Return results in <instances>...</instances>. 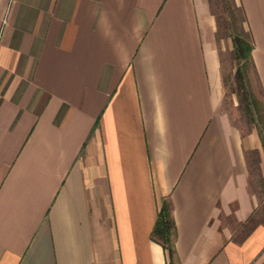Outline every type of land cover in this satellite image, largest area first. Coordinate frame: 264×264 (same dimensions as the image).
<instances>
[{"label":"crops","instance_id":"crops-1","mask_svg":"<svg viewBox=\"0 0 264 264\" xmlns=\"http://www.w3.org/2000/svg\"><path fill=\"white\" fill-rule=\"evenodd\" d=\"M233 2L264 101V0ZM222 94L208 0H0V264H264Z\"/></svg>","mask_w":264,"mask_h":264},{"label":"rangeland","instance_id":"rangeland-1","mask_svg":"<svg viewBox=\"0 0 264 264\" xmlns=\"http://www.w3.org/2000/svg\"><path fill=\"white\" fill-rule=\"evenodd\" d=\"M209 8L215 18V36L220 54L222 57V77H223V94L220 103L221 109H224L230 120L241 128L243 133H247L248 130H256L258 137L259 147L258 151L254 148L248 151V160L251 164V185L250 188L257 193L261 190L259 182V169H257L258 163L261 160L260 152L264 154V149L261 144V138L258 134L257 127L246 116L244 109L238 99L239 88L236 84L234 77L235 59L232 52V42L229 31L235 25H239L242 12L239 5L233 0H208ZM230 7H233V11H230ZM246 30V28L244 27ZM256 97L260 101L262 110L264 109L263 98L260 87L257 82V78L252 69L249 68V85Z\"/></svg>","mask_w":264,"mask_h":264},{"label":"trees","instance_id":"trees-1","mask_svg":"<svg viewBox=\"0 0 264 264\" xmlns=\"http://www.w3.org/2000/svg\"><path fill=\"white\" fill-rule=\"evenodd\" d=\"M230 11H233V7H230ZM242 19L241 17L239 25L233 26L229 31L233 57L236 62L234 77L239 88L238 99L247 118L257 127L264 149V109L262 110L260 101L248 86L249 68L255 71L251 58L252 40L250 33L242 25ZM151 236L160 241L172 254L175 248L176 223L172 213V202L168 197L163 198Z\"/></svg>","mask_w":264,"mask_h":264}]
</instances>
